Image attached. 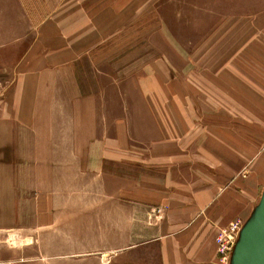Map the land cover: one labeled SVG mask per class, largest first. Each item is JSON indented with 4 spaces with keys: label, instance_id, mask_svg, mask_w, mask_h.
Masks as SVG:
<instances>
[{
    "label": "crops",
    "instance_id": "0c3cea01",
    "mask_svg": "<svg viewBox=\"0 0 264 264\" xmlns=\"http://www.w3.org/2000/svg\"><path fill=\"white\" fill-rule=\"evenodd\" d=\"M13 1L19 10L23 0ZM158 1L133 8L132 0H56L30 44L21 42L31 32L0 44V264H17L19 230L42 243L45 264H223L217 231L237 219L243 225L264 186V150L243 157L238 144L247 138L237 131L238 112L264 113V74L261 83L252 76L251 103L238 104V44H227L237 20L223 14L191 52L160 24L152 39L169 51L154 46L139 64V103L100 105L99 75L116 81L115 46L121 98L132 80L130 41L107 39L129 32L131 16H161ZM247 22L257 52L251 64L263 71L264 9ZM201 63L216 71L197 72ZM241 122L258 127L257 117ZM27 246L25 261L34 264V245Z\"/></svg>",
    "mask_w": 264,
    "mask_h": 264
},
{
    "label": "rangeland",
    "instance_id": "374dc122",
    "mask_svg": "<svg viewBox=\"0 0 264 264\" xmlns=\"http://www.w3.org/2000/svg\"><path fill=\"white\" fill-rule=\"evenodd\" d=\"M55 3L56 0H23L22 2H20V9L18 10L16 7V3L13 0H0V44H6L14 40L16 37H22L27 32H31L30 36L27 37L25 35L26 38H24L21 42V44H30L31 40H33V29L37 30V26L42 22V13L46 8H49V6L54 5ZM134 3L135 1L132 0L133 8L138 7V0H136L135 4ZM156 6L161 16L151 14H148V16L146 17L138 18H134V16H131L129 20L132 23L129 28V32L119 33L113 39H107L108 41H110L108 43L114 42V44H118L123 41H130L129 46L131 48V56L129 66L131 70L130 72L132 80L128 89L127 82H123L124 87L128 90L129 96L121 98L120 93L122 92L119 90H121L120 87H122V82L120 81L123 69L121 68L122 55H120L122 49H120V47L117 49L118 46H115V49L113 51L109 50V55H112L113 53V57H118L113 60L114 62H117H115V64L113 62V66L109 67H112V76L116 81L114 83L106 81L104 77L99 75V91L101 93L103 92L104 94V96L99 98L100 105L110 106L111 104H114L112 106H115L117 103H121L122 100L125 101L126 104L129 103L130 105L139 103V97L136 91L137 81L135 80V77L138 76L136 71H138L139 64L144 58H149L152 55V52L153 54L154 52H156L153 48L154 46H161L159 48L165 46L164 44H156V41L159 42L158 39H152V37L154 36L158 37V34L152 33L157 28V26L159 27L160 24H163V26L167 27L168 30H173L175 32L174 35L178 38L179 44H182L185 48L180 49V51L182 52L183 50H187L191 52L192 44L190 43L201 45L198 43H201L203 37L208 34V32L214 27V25L219 22L220 19L222 20L223 14H226L225 19L227 21L232 20L233 24H235L234 21L237 20L236 24L238 25V32H236L237 34H235V32L232 31L227 34V44H234L235 42V44H238V65L236 69L238 73V104L249 105L252 98H254L246 95V93L249 92V89L251 88L250 83L252 82V76L258 79L257 75H260L261 73L264 74V70L262 71L259 69L261 68V65L251 64L252 58L256 60V57L254 55H257V52L252 51V44H249L250 30L246 29L249 28L250 23L247 22V20L250 21V16L252 14L254 15L255 13H257V11L264 9V0H161L156 3ZM210 10L211 15L210 13H208L210 12ZM213 12L219 13V17L214 16L212 14ZM121 19L126 20V17ZM148 39L152 44H140L141 42L144 43V41H147ZM153 41H155V43H153ZM162 49L164 53H167L169 51L168 48ZM102 54L104 53H101L100 51V60ZM124 64L126 70V59L124 60ZM176 66L179 67V69H184V73L186 72V66H184V64H178ZM98 67L101 70L105 68H108L107 71L109 70L108 65L102 63V61H100ZM198 67H200V69L196 70L197 72L216 71L213 70V68H215L214 66H209L207 63H201ZM189 68L194 69L193 65H187V71H194L193 69L189 70ZM231 68L232 74H234V66H225L224 70L228 69V71L231 72ZM2 76H4L5 79V75L3 74ZM84 76L88 77L90 81L93 75L91 76V74L87 72ZM258 81L259 83H261L259 79ZM95 83L97 82L92 81V84ZM89 84L90 82H87V85ZM240 93H244V95L240 96ZM258 102L263 103L264 98H258ZM234 104L235 102L232 101V105ZM214 115L215 114H204V117H206V120L207 118H210V121L212 122L215 121ZM226 115H228L227 120L231 121L230 118L233 119V113H227ZM251 117H253L254 119L257 117V129H249L244 127V125L242 124L241 121L246 122L247 120H250ZM230 121H228V126L234 124ZM100 131L102 132L104 130L100 129ZM237 131L238 138H247L246 141L238 144V151L241 152L243 157H253L255 153L254 151L256 149H258L259 151L264 150V113L252 114L249 112H238ZM107 133H111V130L107 129ZM250 137L252 138V141H250ZM245 174L246 171L242 170V172L239 173L238 178H244L243 176H245ZM263 187L261 188L259 194V200L262 194ZM239 222L241 223L242 220H234L227 226L219 228L217 233L224 229H227L233 223L238 225ZM36 232H40V230ZM19 235H21L19 240L17 242H13L14 244L16 243L15 247H13V251L17 252L18 254V256L16 257V261H18L17 264H27V262L25 261L27 259V245H34L33 247L35 248L36 259L33 263L45 264L44 259L40 256V252H42V250L40 249L42 243L39 244V242H37L36 240L33 242L32 239H30L28 242L25 235V230H19ZM4 250H6L4 251L5 253L9 252V249ZM59 262L60 261L58 259L48 260V263L50 264H59ZM70 262V264H75V262L73 261ZM82 264H97V260L93 258H84L82 260ZM223 264H230V261Z\"/></svg>",
    "mask_w": 264,
    "mask_h": 264
},
{
    "label": "water",
    "instance_id": "95a60500",
    "mask_svg": "<svg viewBox=\"0 0 264 264\" xmlns=\"http://www.w3.org/2000/svg\"><path fill=\"white\" fill-rule=\"evenodd\" d=\"M230 264H264V187L258 204L240 230Z\"/></svg>",
    "mask_w": 264,
    "mask_h": 264
},
{
    "label": "built area",
    "instance_id": "2783aa9c",
    "mask_svg": "<svg viewBox=\"0 0 264 264\" xmlns=\"http://www.w3.org/2000/svg\"><path fill=\"white\" fill-rule=\"evenodd\" d=\"M242 226L240 222L238 225L233 223L227 229L217 233L215 237L216 251L223 263H228L230 261Z\"/></svg>",
    "mask_w": 264,
    "mask_h": 264
}]
</instances>
